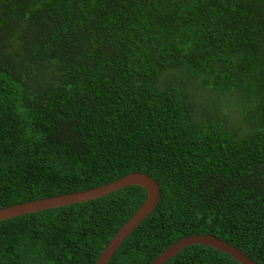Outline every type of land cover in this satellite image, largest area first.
I'll list each match as a JSON object with an SVG mask.
<instances>
[{"label": "trees", "instance_id": "16d2710c", "mask_svg": "<svg viewBox=\"0 0 264 264\" xmlns=\"http://www.w3.org/2000/svg\"><path fill=\"white\" fill-rule=\"evenodd\" d=\"M130 173L158 202L107 264H264V0H0V209ZM145 198L1 221L0 264H95Z\"/></svg>", "mask_w": 264, "mask_h": 264}, {"label": "water", "instance_id": "95a60500", "mask_svg": "<svg viewBox=\"0 0 264 264\" xmlns=\"http://www.w3.org/2000/svg\"><path fill=\"white\" fill-rule=\"evenodd\" d=\"M128 186L142 187L146 191V198L141 208L125 223L118 234L109 242L108 246L95 263L107 264L113 253L121 245L129 233L156 207L159 198V187L158 184L146 174L130 173L110 184L103 185L98 188L2 208L0 209V222L46 209L83 203L106 196ZM192 244H202L204 246L215 248L230 255L234 260L241 264H256L251 262L244 254L240 253L230 245L209 236H191L184 238L183 240L164 250L162 254L150 264H163L178 251Z\"/></svg>", "mask_w": 264, "mask_h": 264}]
</instances>
